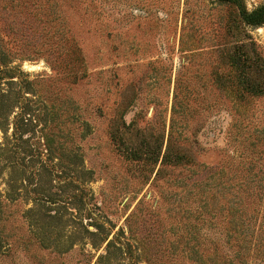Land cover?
Returning <instances> with one entry per match:
<instances>
[{"label":"rangeland","instance_id":"1","mask_svg":"<svg viewBox=\"0 0 264 264\" xmlns=\"http://www.w3.org/2000/svg\"><path fill=\"white\" fill-rule=\"evenodd\" d=\"M263 3L0 0L53 140L0 164V264H264Z\"/></svg>","mask_w":264,"mask_h":264},{"label":"trees","instance_id":"2","mask_svg":"<svg viewBox=\"0 0 264 264\" xmlns=\"http://www.w3.org/2000/svg\"><path fill=\"white\" fill-rule=\"evenodd\" d=\"M217 1L232 2L234 0ZM240 15L246 24L253 27L262 26L264 25V3L252 11L242 9ZM2 58L0 57V131L5 138L0 141V164L5 161L8 163L7 166L12 168V158H14L17 150L26 143L38 144L35 148L37 151L35 156L37 158L42 156V145L46 144L47 149H49L53 140L48 137L46 126L52 122V119L48 118L49 114L45 112L47 106L43 104V101L37 100V96L31 87V82L16 81L13 75V68L9 66V61ZM4 78H9L7 81L9 83L3 82ZM11 128L12 131L9 134ZM12 192V178H9L8 187L6 188L7 198H11ZM49 198L55 199L54 197ZM47 216L53 219L58 217L52 213L47 214ZM96 225L98 231L104 227L103 223L98 220H96ZM91 233L94 234V232ZM106 239L107 237L102 239V243ZM116 243L115 240H110L106 247V253L100 255L95 264H103L111 257L113 250H120L123 255L129 252L123 247H119ZM95 247H99V244Z\"/></svg>","mask_w":264,"mask_h":264}]
</instances>
